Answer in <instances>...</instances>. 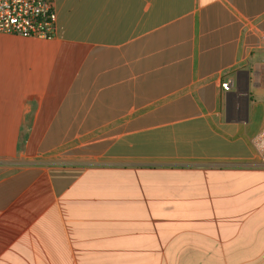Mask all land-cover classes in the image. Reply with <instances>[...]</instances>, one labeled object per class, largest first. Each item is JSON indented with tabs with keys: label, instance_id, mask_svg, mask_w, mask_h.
Returning a JSON list of instances; mask_svg holds the SVG:
<instances>
[{
	"label": "crops",
	"instance_id": "obj_1",
	"mask_svg": "<svg viewBox=\"0 0 264 264\" xmlns=\"http://www.w3.org/2000/svg\"><path fill=\"white\" fill-rule=\"evenodd\" d=\"M52 3L0 33V264H264V0Z\"/></svg>",
	"mask_w": 264,
	"mask_h": 264
},
{
	"label": "built area",
	"instance_id": "obj_2",
	"mask_svg": "<svg viewBox=\"0 0 264 264\" xmlns=\"http://www.w3.org/2000/svg\"><path fill=\"white\" fill-rule=\"evenodd\" d=\"M55 21L52 0H0V33L51 38ZM222 88L229 90V82Z\"/></svg>",
	"mask_w": 264,
	"mask_h": 264
}]
</instances>
